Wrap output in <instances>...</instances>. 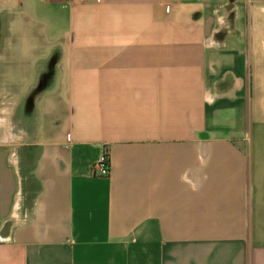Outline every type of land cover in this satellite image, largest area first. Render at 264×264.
<instances>
[{"label":"crops","instance_id":"1","mask_svg":"<svg viewBox=\"0 0 264 264\" xmlns=\"http://www.w3.org/2000/svg\"><path fill=\"white\" fill-rule=\"evenodd\" d=\"M13 1L0 264H264V0Z\"/></svg>","mask_w":264,"mask_h":264},{"label":"rangeland","instance_id":"2","mask_svg":"<svg viewBox=\"0 0 264 264\" xmlns=\"http://www.w3.org/2000/svg\"><path fill=\"white\" fill-rule=\"evenodd\" d=\"M7 4L11 11H6L3 17L0 16V38L4 43L0 47V77H3V73H5V77H11L12 82L19 84L21 77L30 73V67L23 63L27 57L29 61L31 60L32 68L34 57L30 47L33 45L34 39L41 41L45 35L41 32V24L38 20L35 17L28 18L26 16V3L21 5L13 1ZM45 21L50 25L52 19L48 16ZM48 40L51 41L50 38Z\"/></svg>","mask_w":264,"mask_h":264},{"label":"built area","instance_id":"3","mask_svg":"<svg viewBox=\"0 0 264 264\" xmlns=\"http://www.w3.org/2000/svg\"><path fill=\"white\" fill-rule=\"evenodd\" d=\"M93 175L99 177H108L110 175V158L104 153L100 160L93 167Z\"/></svg>","mask_w":264,"mask_h":264}]
</instances>
